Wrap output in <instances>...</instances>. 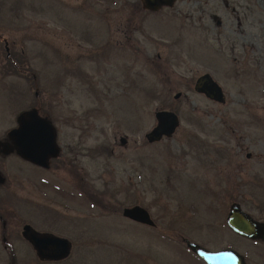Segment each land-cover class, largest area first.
I'll use <instances>...</instances> for the list:
<instances>
[{
	"label": "rangeland",
	"instance_id": "rangeland-1",
	"mask_svg": "<svg viewBox=\"0 0 264 264\" xmlns=\"http://www.w3.org/2000/svg\"><path fill=\"white\" fill-rule=\"evenodd\" d=\"M0 40V141L38 107L60 148L47 168L0 148V264H204L186 239L264 264V243L225 223L233 202L264 219V0H0ZM203 73L224 103L194 91ZM163 109L180 124L148 143ZM133 205L154 225L123 217ZM25 223L68 238L70 255L40 261Z\"/></svg>",
	"mask_w": 264,
	"mask_h": 264
},
{
	"label": "water",
	"instance_id": "water-1",
	"mask_svg": "<svg viewBox=\"0 0 264 264\" xmlns=\"http://www.w3.org/2000/svg\"><path fill=\"white\" fill-rule=\"evenodd\" d=\"M144 8L157 10L169 7L174 0H142ZM193 89L208 99L224 103V95L220 85L209 73L201 74L194 83ZM180 94H176L178 97ZM155 125L145 133L148 143L170 137L179 126L178 115L172 110H157L154 113ZM8 142L0 141V148L5 153L14 151L22 159L42 168H47L52 158L59 153L56 142V130L36 109L23 111L17 117V124L7 133ZM124 142V139H121ZM122 216L132 221L153 225L149 212L140 205L124 207ZM227 227L235 234L250 240L264 241V223L255 220L240 205L233 202L225 217ZM21 236L26 240L40 261H60L70 255L71 241L61 235L49 231H38L30 224L21 228ZM186 247L205 264H246L244 257L232 248L217 250L208 249L196 242L185 240Z\"/></svg>",
	"mask_w": 264,
	"mask_h": 264
},
{
	"label": "flooded vegetation",
	"instance_id": "flooded-vegetation-1",
	"mask_svg": "<svg viewBox=\"0 0 264 264\" xmlns=\"http://www.w3.org/2000/svg\"><path fill=\"white\" fill-rule=\"evenodd\" d=\"M139 1V3L143 6L144 5V3H143V1L142 0H138ZM225 6H228V4L227 3H225ZM233 10H234V8H232ZM146 10H148V9H146ZM150 11H154V10H150ZM214 17V16H213ZM216 17V16H215ZM1 41V40H0ZM3 44H4V49H5V51H6V60H9L10 61V66L11 67H13V68H15V69H19L18 68V64L17 63H15L14 61H12V56H11V54H10V52H9V47H8V43L5 41V40H3ZM204 74V73H203ZM200 76V75H199ZM198 76V77H199ZM197 77V78H198ZM33 78H35V75L33 74ZM196 78V79H197ZM195 83V82H194ZM33 85H34V95L35 96H37L38 95V93H39V90H36V87L38 86V84H35V82H33ZM223 92V91H222ZM199 94H201V93H199ZM203 95V94H202ZM224 95V94H223ZM34 96V97H35ZM203 96H205V95H203ZM206 97V96H205ZM207 98V97H206ZM209 100H211V99H209ZM213 101V100H212ZM32 109H36V111L38 112V114L41 116V117H44V118H46L53 126H54V128H55V125H54V123L52 122V120H50V119H48L46 116H43V115H41L40 114V112H39V108L38 107H33ZM55 130H56V128H55ZM56 135H57V132H56ZM195 138V141H197V138L196 137H194ZM57 142V141H56ZM241 148V147H240ZM240 150V149H239ZM196 151H197V148L195 147L194 148V154H196ZM71 152V151H70ZM59 153H60V148H59ZM59 153H58V155H59ZM217 153H218V151H217ZM220 153V152H219ZM219 153H218V155H219ZM57 155V156H58ZM56 156V157H57ZM245 156H246V158L247 159H251V158H255V155L253 154V153H250V152H246V154H245ZM55 157V158H56ZM55 158H52L51 160H53V159H55ZM217 158H219V157H217ZM220 159H221V161H227V154H226V152L222 149V151H221V153H220ZM24 160V159H23ZM50 160V161H51ZM29 162V161H28ZM31 163V162H30ZM50 163V162H49ZM33 164V163H32ZM35 165V164H34ZM37 166V165H36ZM38 167H40V166H38ZM42 168V167H41ZM240 172V171H239ZM225 177H229L228 175H226ZM233 179H234V181H236V182H238V181H241V180H237L238 178L237 177H235V175H234V177H233ZM228 179H226V181H227ZM4 181L1 179L0 180V184H2ZM6 193H9V194H12L13 196H15V193H14V191H9V192H6ZM10 197H12V196H10ZM16 197V199H17V196H15ZM6 198V199H5ZM8 200H10V198L7 196V195H5V196H1L0 195V221L2 222V229L5 231L6 230V221H5V218H4V216H3V214H2V211L4 210V208L5 207H7L8 205L7 204H9V201ZM7 203V204H6ZM7 209H10L9 208V206L7 207ZM13 210L14 211H16L15 210V208L13 207ZM252 216V215H251ZM253 217V216H252ZM255 220H257V221H259V222H263L264 223V219H262V218H255V217H253ZM128 219V218H127ZM130 220V219H129ZM132 221V220H131ZM135 222V221H134ZM138 223V222H137ZM25 224H28V223H25ZM24 225V224H23ZM22 225V226H23ZM31 225V224H30ZM146 225V224H145ZM154 225V224H153ZM32 226V225H31ZM33 227V226H32ZM34 228V227H33ZM37 230V229H36ZM38 231H40V230H38ZM49 232H51V231H49ZM17 238H18V234L16 233V232H12V231H10L7 235H6V233L5 232H3V234H2V242L4 243V246H12V243H14L16 240H17ZM257 241H260V242H262V243H264V241L263 240H261V239H256ZM26 241V240H25ZM27 242V241H26ZM28 243V242H27ZM29 244V243H28ZM30 245V244H29ZM246 262V261H245ZM205 264V263H204Z\"/></svg>",
	"mask_w": 264,
	"mask_h": 264
}]
</instances>
